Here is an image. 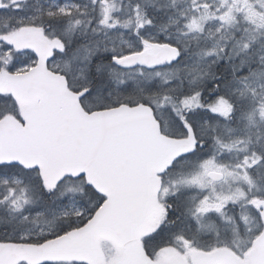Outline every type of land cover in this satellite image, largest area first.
<instances>
[{"label": "snow or ice", "instance_id": "snow-or-ice-1", "mask_svg": "<svg viewBox=\"0 0 264 264\" xmlns=\"http://www.w3.org/2000/svg\"><path fill=\"white\" fill-rule=\"evenodd\" d=\"M0 264H264V0H0Z\"/></svg>", "mask_w": 264, "mask_h": 264}]
</instances>
